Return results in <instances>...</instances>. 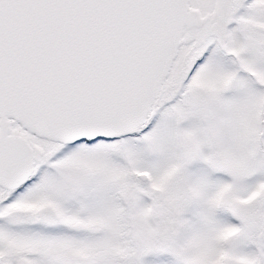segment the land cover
Returning <instances> with one entry per match:
<instances>
[{
  "label": "snow or ice",
  "instance_id": "snow-or-ice-1",
  "mask_svg": "<svg viewBox=\"0 0 264 264\" xmlns=\"http://www.w3.org/2000/svg\"><path fill=\"white\" fill-rule=\"evenodd\" d=\"M0 264H264V0H0Z\"/></svg>",
  "mask_w": 264,
  "mask_h": 264
}]
</instances>
